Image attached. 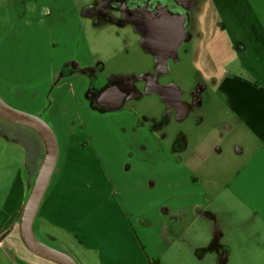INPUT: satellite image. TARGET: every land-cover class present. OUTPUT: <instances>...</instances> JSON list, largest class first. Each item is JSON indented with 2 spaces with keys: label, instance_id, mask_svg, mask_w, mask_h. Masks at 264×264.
Here are the masks:
<instances>
[{
  "label": "crops",
  "instance_id": "1",
  "mask_svg": "<svg viewBox=\"0 0 264 264\" xmlns=\"http://www.w3.org/2000/svg\"><path fill=\"white\" fill-rule=\"evenodd\" d=\"M197 4L186 44L196 57L194 104L207 110L195 118L190 158L126 103L90 105L85 71L96 63L70 0H0V97L46 112L37 116L57 140L33 229L45 244L38 231L70 235L76 264L162 259L193 225L219 224L229 201L264 224V0ZM44 156L36 131L0 116V264H58L32 252L20 233Z\"/></svg>",
  "mask_w": 264,
  "mask_h": 264
},
{
  "label": "rangeland",
  "instance_id": "2",
  "mask_svg": "<svg viewBox=\"0 0 264 264\" xmlns=\"http://www.w3.org/2000/svg\"><path fill=\"white\" fill-rule=\"evenodd\" d=\"M70 1L71 6L73 3L71 12L80 18L79 40L84 41L96 63L92 76L98 79L97 83L127 76L137 93L130 96L123 107L137 111L144 121L165 134L167 144L174 151L193 158L195 118L200 110H207L206 105H193L191 110H183L184 117L180 119L179 110L169 105L162 93L152 91L149 81L162 86L177 85L183 93V101L190 103V91L198 86L195 51H186L189 45L185 43L176 55L165 56L163 61L147 49L137 21L126 20L123 10L116 6L121 0ZM64 37V41H68L69 38ZM77 39L72 35L70 44ZM8 102L15 106L10 100ZM25 111L41 114L37 110ZM182 145L186 148L179 149ZM219 220V224L193 225L159 259L160 264H264V224L230 201ZM37 233L48 245L76 259L77 249L70 235L54 230L45 235ZM51 235L57 240L45 238H52ZM223 246L228 251L226 256L220 248Z\"/></svg>",
  "mask_w": 264,
  "mask_h": 264
},
{
  "label": "flooded vegetation",
  "instance_id": "3",
  "mask_svg": "<svg viewBox=\"0 0 264 264\" xmlns=\"http://www.w3.org/2000/svg\"><path fill=\"white\" fill-rule=\"evenodd\" d=\"M197 0H121L116 6L123 10L126 20L137 21L145 40L156 48L155 54L164 61L168 55H176L182 44L191 39V17L197 12ZM188 48H186V51ZM89 79L87 100L98 110H112L123 106L128 98L137 93L127 76L112 78L98 84L92 71H85ZM153 86L157 83L149 81ZM162 92L168 104L184 114L191 110L198 99L191 89V102L183 101V93L175 84L163 86ZM194 108V107H193ZM184 110V111H183Z\"/></svg>",
  "mask_w": 264,
  "mask_h": 264
},
{
  "label": "water",
  "instance_id": "4",
  "mask_svg": "<svg viewBox=\"0 0 264 264\" xmlns=\"http://www.w3.org/2000/svg\"><path fill=\"white\" fill-rule=\"evenodd\" d=\"M152 89L163 92L158 84ZM0 116L4 119L27 126L41 137L45 156L38 177L30 190L20 218V233L25 245L35 254L48 258L58 264H76L65 252L55 249L38 239L33 229V222L51 178L57 160V140L52 127L41 117L9 105L0 97Z\"/></svg>",
  "mask_w": 264,
  "mask_h": 264
},
{
  "label": "trees",
  "instance_id": "5",
  "mask_svg": "<svg viewBox=\"0 0 264 264\" xmlns=\"http://www.w3.org/2000/svg\"><path fill=\"white\" fill-rule=\"evenodd\" d=\"M149 264H160V260L158 258L149 259Z\"/></svg>",
  "mask_w": 264,
  "mask_h": 264
}]
</instances>
